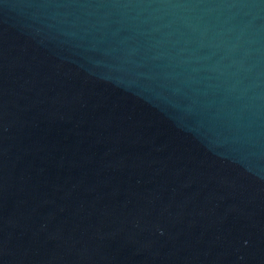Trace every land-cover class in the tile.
<instances>
[{
	"label": "water",
	"instance_id": "obj_1",
	"mask_svg": "<svg viewBox=\"0 0 264 264\" xmlns=\"http://www.w3.org/2000/svg\"><path fill=\"white\" fill-rule=\"evenodd\" d=\"M0 264H264V0H0Z\"/></svg>",
	"mask_w": 264,
	"mask_h": 264
}]
</instances>
